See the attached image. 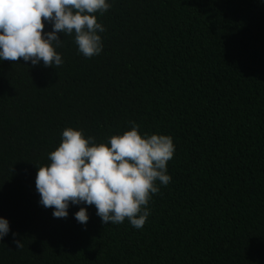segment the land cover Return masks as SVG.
Wrapping results in <instances>:
<instances>
[{
  "label": "trees",
  "instance_id": "obj_1",
  "mask_svg": "<svg viewBox=\"0 0 264 264\" xmlns=\"http://www.w3.org/2000/svg\"><path fill=\"white\" fill-rule=\"evenodd\" d=\"M107 2L99 55L59 34V67L0 60V264H264V0ZM129 121L174 144L143 228L54 218L35 177L62 131L110 146Z\"/></svg>",
  "mask_w": 264,
  "mask_h": 264
},
{
  "label": "clouds",
  "instance_id": "obj_2",
  "mask_svg": "<svg viewBox=\"0 0 264 264\" xmlns=\"http://www.w3.org/2000/svg\"><path fill=\"white\" fill-rule=\"evenodd\" d=\"M107 0H0V60L45 67L63 64L55 48L63 45L59 34L72 36L85 58L103 50L98 33L106 31L95 13L103 15ZM45 22L51 31H45ZM131 130L108 138V145L96 144L81 130L66 128L59 146L48 153L50 164L37 168L35 187L39 204L53 209L54 218H66L69 204L94 205L103 224H121L127 219L135 229L145 225L149 201L167 186V162L174 154L171 136L138 133L139 125L129 121ZM159 182V185L157 184ZM75 219L86 225L89 217L81 207ZM9 222L0 217V240L8 235ZM16 234L13 233V236ZM16 249L24 247L13 239Z\"/></svg>",
  "mask_w": 264,
  "mask_h": 264
}]
</instances>
